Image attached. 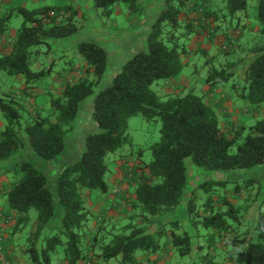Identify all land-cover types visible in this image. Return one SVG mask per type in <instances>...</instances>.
<instances>
[{
	"label": "trees",
	"instance_id": "16d2710c",
	"mask_svg": "<svg viewBox=\"0 0 264 264\" xmlns=\"http://www.w3.org/2000/svg\"><path fill=\"white\" fill-rule=\"evenodd\" d=\"M141 1L92 0L94 7L106 17L120 2L127 4L131 16L141 14ZM191 1L195 0H165L164 9L155 17L146 34L145 48L134 52L113 76L111 84L95 94L93 118L98 129L87 134L80 158L66 165L58 176V195L63 207L61 228L54 234L43 235L54 215V203L46 187L45 174L29 161L20 163L18 176L3 190L7 211L14 213L13 232L28 228L26 246L22 251L31 264H53L58 249L62 250L65 264H79L86 253L94 252L96 248L102 264H142L141 256L149 258L167 243L178 256L191 257V235L171 228L167 238V226L172 227L176 222L169 221V225L152 228L183 199L187 185L185 159L191 158L196 167L206 170L247 169L264 163V117L229 135L221 126L217 111L204 100V94L188 91L160 96L152 89L158 80L173 79L181 73L184 67L181 56L188 49L180 39L185 35L189 37L203 18L215 16L197 0V5L192 8L195 16L190 18L187 7ZM220 1L225 4L224 16L233 18L237 13L247 14L249 0ZM14 11L21 15L22 24L9 49L0 50V74L24 77V96L0 95V111L6 120L0 133V163L17 156L26 146L40 157L52 159L62 152L64 137L71 130L81 103L93 95L101 82L107 68V54L94 42H80L78 51L86 64L85 75L67 81L61 93L50 98L54 119L28 111L25 97L30 94L32 83L44 74L31 69L32 60L39 53L34 48L42 44L49 47L50 38L74 34L77 30L73 23L76 11L70 3L33 9L17 6ZM12 13L0 16V35L7 31ZM256 20L264 39V0H257ZM253 52L255 56L244 70L238 94L254 107L264 105V46ZM231 76L229 69L213 67L206 83L216 86ZM134 115H141L146 120L157 117L161 124L160 139L151 145L152 158L146 164L142 179L136 183L130 203V221L105 240L99 235L100 230L92 232L89 229L90 211L85 206L84 194L108 191L104 178L108 168L106 157L129 142L128 121ZM234 145L236 151L230 152ZM253 183L249 180L245 185ZM223 184V181H204L199 187L210 191ZM224 203L228 206L226 210H216L209 197L202 205L205 212L201 213L193 196L187 201L186 210L191 223L207 229L208 252L199 256L200 264H223L215 261V252L212 251L222 240L223 244L228 243L223 247L225 264H264V212L261 211L264 193L255 224L243 233L239 230L245 213L241 221L238 209L227 200ZM32 210L36 212L33 221ZM134 217L141 218V224H137ZM199 246L203 249L202 245Z\"/></svg>",
	"mask_w": 264,
	"mask_h": 264
},
{
	"label": "rangeland",
	"instance_id": "374dc122",
	"mask_svg": "<svg viewBox=\"0 0 264 264\" xmlns=\"http://www.w3.org/2000/svg\"><path fill=\"white\" fill-rule=\"evenodd\" d=\"M210 1H213L215 6L207 10L215 13V16L207 17L205 19L207 23L203 18L202 23L204 24L199 23L197 27L193 28L194 30L190 35L192 37L196 31L202 33L204 30L209 29L211 37H208L209 33L205 34L203 35V41L213 42V44L207 52L201 48L192 54L190 52L187 55L182 54L181 59L184 67L181 73L173 78V81L178 83L177 86H174L177 91L180 90L181 86L182 93L193 91L201 95L203 94V87L207 84L206 77L213 67L217 69L227 68L232 71V76L229 80L220 83L224 87V91L220 92L221 96L217 102L219 103V108H216L221 126L229 135H232L241 126H248L257 119L264 117V105L253 107L242 100L238 94L243 84L244 70L248 62L255 56L253 50L264 46V39L256 20L257 0L248 1L247 14L237 13L233 18L224 16L225 4L222 1ZM54 2L55 0H10L9 3L4 4L1 10L3 13H0L1 16L13 11L7 28L8 33L14 37L22 24V17L14 11L15 7L22 6L27 9H33L44 4L53 5ZM205 2L207 1H199V3H202L203 8H205ZM197 3V0L189 2L191 13H193L194 10L192 8ZM80 4V13L73 18V23L77 27L74 34L64 38H50L48 39L49 47L46 44H42L34 48V50H39V53L34 56L31 69L33 71H43L44 74L40 79L32 83L34 86L30 88V94L25 97L27 110L40 112L54 119L55 114L50 107V98L59 95L64 85L62 83L59 87L58 80L68 77L67 72L69 70L84 62L78 51L80 42H94L103 47L107 54V68L101 82L94 89L93 95L81 103L79 114L71 123V130L64 137V148L58 156L52 159H44L35 154L29 146H26L17 156L0 163V237L3 242L6 264H13L10 259V253H15L18 256L24 254L22 249L26 246L25 238L28 228L20 232H13L14 219L11 212L5 209L7 204L5 197L2 195L3 190L18 176L20 163L29 161L45 174L47 178L46 187L50 191L54 203V215L46 225L43 235L54 234L61 228L63 207L60 204L58 195V176L66 165L74 163L80 158L87 134L93 133L98 129L93 118L95 94L111 84L113 76L119 72L122 64L133 54L128 53L127 43L118 47L109 43L104 29V25H109L111 21L124 22L123 13L125 11L129 12L127 4L117 3L123 13H118V10L113 8L111 15L108 17L103 16L100 9L94 6L89 7L85 1L80 2ZM142 5L144 10L141 14L137 13L136 17L145 13H153L155 19L164 9L165 0H143ZM206 8H208V5H206ZM193 15L195 16V14ZM238 20H241L240 24H236ZM144 27L145 25H141L139 29L144 30ZM142 33L135 34L138 50H142ZM228 38L233 39V44L225 52L221 48V44ZM189 40L190 38L185 35L180 39V43L187 48ZM89 78H92V75H89ZM23 80L24 77L22 76L14 78L1 72L0 95L13 93L16 97H23ZM165 81L158 80L152 85V89L160 96L168 95L161 88ZM5 124L6 120L0 111V133L3 131ZM160 126V120L157 117L146 120L141 115L132 116L128 121L127 128L129 142L116 151L109 153L106 157L108 168L104 178L108 185V191L106 193L93 191L84 194L85 206L90 211L89 229L92 232L100 230L99 235L105 240L112 233L121 230L130 221L132 215L130 203L134 198V189L136 183L142 179V174L146 171V164L152 158L151 145L160 139ZM235 151L236 145L230 148V152ZM184 162L187 171V185L183 199L177 207L160 217L152 228L167 225L169 221L176 222L172 227L167 226V229L174 228L177 232H186L191 235L192 252L191 257H180L173 248L168 250L166 247L165 253L162 255L165 264L177 263L176 257L182 259L179 260L178 264L185 262L196 264L198 259L200 263L201 257L199 258V256L206 255L208 252V242L205 235L207 229L193 225L186 210L187 201L190 197L193 196L195 198L201 213L205 212L202 205L209 197L212 207L216 210L224 211L228 208L224 203L225 200L232 203L238 209L237 215L241 221L245 213L239 230L243 233L255 224L256 220L254 219H256L259 211L258 206L264 193V163L247 169L206 170L196 167L189 157ZM249 180L254 181V183L246 186L245 183ZM204 181H223L224 184L215 186L210 191H205L199 187ZM236 188H239V190L235 191ZM246 209L247 211H245ZM261 211L264 212V205L261 206ZM31 217L32 221L36 217L34 210L31 211ZM134 221L137 224H141L142 219L134 217ZM231 222L235 224L233 220ZM223 242L224 240L220 241L219 246L216 247L217 249L212 251L215 252V261L225 264L223 247L228 243L223 244ZM199 245H202L203 249ZM57 251L53 264H65L61 255L62 250L58 249ZM97 253V248L94 252L86 253L81 264H102L98 260ZM170 253L174 256L173 258H168L169 255L172 257ZM194 255L198 256L197 260ZM143 257L145 256H141V259ZM28 262L31 264L29 259ZM111 262L114 263V260ZM0 264L2 263L0 262Z\"/></svg>",
	"mask_w": 264,
	"mask_h": 264
},
{
	"label": "crops",
	"instance_id": "0c3cea01",
	"mask_svg": "<svg viewBox=\"0 0 264 264\" xmlns=\"http://www.w3.org/2000/svg\"><path fill=\"white\" fill-rule=\"evenodd\" d=\"M86 2V4L89 5V7H93V2L92 0H55V2L53 3V5H57V6H60V5H65V4H71L73 6V8L75 9L76 11V15L80 13V2ZM207 2H205L206 5H208V9H212L214 8L215 4L213 3V1H210V0H205ZM10 0H0V13H3L1 10L3 9L4 7V4H7L9 3ZM143 0L141 1V8L142 10H144V7H143ZM45 5H49V4H44L42 6H45ZM40 7V6H38ZM37 8V7H36ZM113 8H116L118 11V13H123V11L120 9L119 5L118 4H115L113 6ZM187 10L188 13L187 15L191 18L193 17L195 13H191L190 12V9L189 7H187ZM124 14V22L122 23H118L116 21H111L109 25L105 26L104 25V29H105V32H106V35H107V38L109 39V43H111L113 46H121L123 45L124 43H127V46L129 48V51L128 53H134L136 51H138V47H136V44H137V40L135 39V34H139V33H142V38H143V44L141 46V49L143 50L144 49V46H145V35L147 34L152 22H153V19H154V14L153 13H145L144 15H140L139 17H136V16H131L127 11H125ZM1 16V14H0ZM3 16V15H2ZM195 22V21H193ZM237 23H241V20H238ZM141 25H145L144 27V30H140V26ZM194 27V25H193ZM209 30V29H208ZM208 30H204L202 33H199L198 31H196V33H194V35L191 37H188L190 38L189 40V43H188V52H190L191 54L195 51H199L201 48H203V50H205L206 52L209 50V48L211 47V45L213 44V42H205L203 41L204 39V36L205 34H208ZM18 33V31H17ZM145 33V34H144ZM210 35V31H209V34H208V37ZM17 37V34L12 37L8 31H6L3 35H0V50H8L12 41ZM193 50V51H191ZM218 51V50H217ZM185 53V55L188 54ZM85 68H86V64L85 62H82L78 65H76L74 67V69H71L67 72L68 74V77H64L63 79L61 80H58V83H59V87L60 85L63 83L65 85V83L68 81H74V80H77L79 77L81 76H84L85 75ZM64 85L62 86V89L61 91L63 90V87ZM173 85V86H172ZM178 83H175L173 81V79H168L164 82L163 85H161V88L165 90V92L167 94H182V87L180 86V90L177 91V89L174 87V86H177ZM60 91V93H61ZM224 91V87L221 86L220 84L216 85V86H211L209 84H206L204 87H203V94H204V100L211 104L213 106V108L216 110V108H219V103L218 100L221 96L220 92H223ZM59 93V94H60ZM1 207V206H0ZM5 209L7 210L8 207L7 205H5ZM12 216H13V219H14V213H12ZM167 224V223H166ZM171 233V229L170 230H167V238L168 236L170 235ZM166 239V237H165ZM162 242L164 241L161 240ZM169 250L171 247V245L169 243H167L164 248L157 252L156 254L152 255L151 257H143V259H141L142 261V264H165V261L164 259L162 258V255L163 253H165V249ZM172 255V253H170ZM174 256L172 255V257H170V255L168 256V258H173ZM194 257H196V260L198 259V256L197 255H194ZM176 262L175 264H178L179 260H182V259H179L178 257H176ZM10 259L12 261L13 264H29L28 262V259L26 257V255H21L18 256L17 254L15 253H10ZM226 260V259H225ZM82 260L79 262V264H81ZM227 261H225L226 263ZM54 263V261H53ZM196 264H200L199 263V259L198 261L196 262Z\"/></svg>",
	"mask_w": 264,
	"mask_h": 264
},
{
	"label": "built area",
	"instance_id": "2783aa9c",
	"mask_svg": "<svg viewBox=\"0 0 264 264\" xmlns=\"http://www.w3.org/2000/svg\"><path fill=\"white\" fill-rule=\"evenodd\" d=\"M232 44H233V39L228 38L224 43H222L221 48L223 50H229L232 47ZM0 262L2 264H6V256L4 253L3 242H2L1 237H0Z\"/></svg>",
	"mask_w": 264,
	"mask_h": 264
}]
</instances>
